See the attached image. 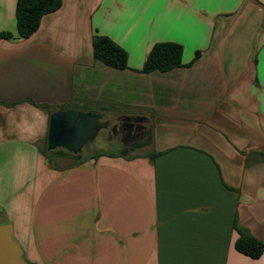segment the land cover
<instances>
[{
	"label": "crops",
	"instance_id": "obj_1",
	"mask_svg": "<svg viewBox=\"0 0 264 264\" xmlns=\"http://www.w3.org/2000/svg\"><path fill=\"white\" fill-rule=\"evenodd\" d=\"M16 6L0 0V224L25 263L264 264L235 247V224L264 242V5L62 0L27 38ZM95 33L127 68L95 58ZM158 42L180 43L182 65L143 72ZM61 105L146 136L81 162L46 155Z\"/></svg>",
	"mask_w": 264,
	"mask_h": 264
},
{
	"label": "trees",
	"instance_id": "obj_2",
	"mask_svg": "<svg viewBox=\"0 0 264 264\" xmlns=\"http://www.w3.org/2000/svg\"><path fill=\"white\" fill-rule=\"evenodd\" d=\"M256 1L262 4L259 0ZM61 4L62 0H17L16 16L19 36L27 38L33 34L39 27L43 15L58 9ZM1 35L2 37H10L11 32H2ZM93 49L95 58L104 64L117 69H125L128 67L127 50L114 41L110 36L95 33L93 36ZM182 54L183 46L180 43L158 42L153 45L148 53L142 71H169L172 68L182 65ZM38 105L43 108H50L48 104ZM68 107V105H61L59 108L64 109ZM53 109L54 108L50 109V113ZM53 152H55V150H47L46 139L44 153L49 155ZM69 153L78 160L77 162H81L84 157L83 153ZM94 154V156L97 157L104 154V151H96ZM235 228L239 232V237L235 242L236 249L253 258L261 256L264 252V242L257 237L248 234L237 224H235Z\"/></svg>",
	"mask_w": 264,
	"mask_h": 264
},
{
	"label": "water",
	"instance_id": "obj_3",
	"mask_svg": "<svg viewBox=\"0 0 264 264\" xmlns=\"http://www.w3.org/2000/svg\"><path fill=\"white\" fill-rule=\"evenodd\" d=\"M259 1L264 5V0ZM109 125V119L101 111L57 109L49 119L47 150L63 148L73 154L82 153ZM0 264H26L10 223L0 224Z\"/></svg>",
	"mask_w": 264,
	"mask_h": 264
},
{
	"label": "rangeland",
	"instance_id": "obj_4",
	"mask_svg": "<svg viewBox=\"0 0 264 264\" xmlns=\"http://www.w3.org/2000/svg\"><path fill=\"white\" fill-rule=\"evenodd\" d=\"M121 120H117L116 118L110 119V124L111 125H120ZM123 133L121 130H111V126H108L107 128H104L100 131L99 135L96 137L95 141L87 145V148H84L83 150V155H88L94 151H108L110 153H122L126 152L128 153L129 150L122 148L123 147ZM108 138V139H107ZM171 138L174 139H181L179 136H172ZM110 139V140H109ZM156 147V146H155ZM123 149V150H122ZM65 152L66 150L63 148H59L56 150ZM141 151L135 150V151H130V153H137ZM72 160H76L75 157L72 158Z\"/></svg>",
	"mask_w": 264,
	"mask_h": 264
},
{
	"label": "flooded vegetation",
	"instance_id": "obj_5",
	"mask_svg": "<svg viewBox=\"0 0 264 264\" xmlns=\"http://www.w3.org/2000/svg\"><path fill=\"white\" fill-rule=\"evenodd\" d=\"M120 125H109L111 126V130H121L123 133V147L126 149L127 144H131L144 138L147 133V129L142 121L138 119H124L120 122ZM86 146L85 148H87ZM123 150V149H122Z\"/></svg>",
	"mask_w": 264,
	"mask_h": 264
}]
</instances>
